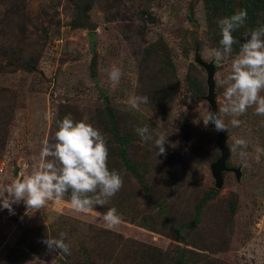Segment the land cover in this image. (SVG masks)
<instances>
[{
	"label": "rangeland",
	"instance_id": "obj_1",
	"mask_svg": "<svg viewBox=\"0 0 264 264\" xmlns=\"http://www.w3.org/2000/svg\"><path fill=\"white\" fill-rule=\"evenodd\" d=\"M7 1L12 0H0V18L9 6ZM27 1V11L31 17L30 22L26 23L25 32L39 42L37 48H41L42 53L37 71L28 76L19 71L13 73V68L7 65V59L0 53L1 94L15 104L18 96L15 97L13 89L21 92V86L28 88L27 94L17 100L7 144L0 155V186L31 174L39 163L43 141L47 138L55 142L56 114L60 102L75 103L82 111H86L102 104L105 96H108L119 111L133 112L160 134H170L164 121L141 105L136 110L129 104L130 98L137 96L135 89L140 74V55L135 50L137 41L133 31L142 25L146 34L143 43L162 35L172 48L179 75V92L169 125L173 130L172 135L177 138L181 132L179 123L185 120L202 128L207 127L203 119L211 114L209 102L203 98L204 95L196 99L188 95L185 84L189 71L197 69L192 64L197 65L199 70L196 72L200 73L201 70L204 78H207L206 70L194 61L195 40L207 61L214 59L212 50L218 44L216 37H212L213 29L207 24L202 2L86 0L84 8L89 10L92 20L98 26L95 40L98 69L97 77L93 78L90 69L93 51L88 30L72 28L70 24L75 16L74 0ZM141 9L148 10L144 15L146 20L136 16ZM0 32L4 34L6 30ZM1 45L0 38V52ZM236 56L231 53L222 61H216V77L219 75L223 78L230 74L231 63ZM113 66L119 67L123 73L115 90L108 79ZM217 100L219 107L225 102L223 87L220 94H217ZM248 109L253 114L250 111L238 117L242 121L239 127H232L231 116L224 117L225 124L232 129L229 135L231 147L237 138L248 141L244 149L248 153L246 165L239 157L240 149L236 153L232 152L235 161L248 172L241 182L237 181L234 174L222 192L226 194L233 189L242 199V208L235 215L231 227L222 235L209 236L206 233L197 238L196 246L203 248V252L212 258V264H264V152H257V148L264 149V119L254 121L255 106ZM195 172L197 175L199 173V183L203 186L215 184L209 166L199 164ZM140 200L141 208L146 210L147 205L142 202L141 196ZM13 207L15 213L10 214L0 206V264L4 263L10 247L19 239L23 230L35 226H51L61 213L85 220L91 226H104L99 219L100 214L104 213L102 209L95 208L89 214L75 213L71 209L70 198L66 196L60 201H49L44 209L34 214L25 215L23 202ZM114 231L140 242L161 244L163 249L176 246L171 232L169 237H165L141 227L127 217H121V223ZM51 255L45 256L43 264H55L53 252Z\"/></svg>",
	"mask_w": 264,
	"mask_h": 264
},
{
	"label": "trees",
	"instance_id": "obj_2",
	"mask_svg": "<svg viewBox=\"0 0 264 264\" xmlns=\"http://www.w3.org/2000/svg\"><path fill=\"white\" fill-rule=\"evenodd\" d=\"M85 1L74 0L75 16L70 24L72 28L88 30L93 51L90 69L92 77L96 78L98 52L95 40L98 26L92 20L89 10L84 8ZM195 1L203 3L207 24L213 29L212 37H216L218 41L216 49L221 50L222 36L218 21L230 17L238 10L247 11L244 26L233 33L237 41L232 50L235 56L240 53L247 34L264 26V0ZM27 2L7 1L9 6L0 18V31L6 30L4 34H0V53L7 59V65L13 68V73L19 71L26 73V76L37 71L42 53L41 48H37L39 42L25 32L26 23L30 22L31 17L27 11ZM147 13L148 10L141 9L136 16L146 20L144 15ZM133 33L137 41L135 50L140 55L136 95L149 97L147 104H141L142 108L164 121L170 134H160L133 112L119 111L108 96H105L102 104L86 111H82L75 103L60 102L56 114V129L58 131L59 123L69 114L74 121L84 120L99 129L107 139L108 167L120 172L124 183L104 207L97 208L104 212L115 208L121 217H127L141 227L165 237H169L171 232L176 246L163 249L161 244L127 238L104 226H91L85 220L61 213L51 226H35L23 230L19 239L10 247L3 264H43L46 255L52 257L51 252L55 264H212V258L203 252V248L197 247L196 242L197 238L206 233L209 236L224 234L241 210L242 199L237 192L230 189L226 194L222 193L234 173H224L225 184L221 189L214 183L209 187L199 183V173L197 175L195 172L197 166L205 164L210 167L211 161L220 155L215 131L210 123L202 128L185 120L179 123L181 132L177 138L172 135L173 130L169 125L179 92V75L172 48L162 35L143 43L146 40L143 25L136 27ZM191 46L193 48L192 42ZM192 65L197 69L189 71L185 84L187 94L196 99L207 93L208 86L201 70L200 73L196 72L199 70L197 65ZM20 90L21 92L13 89L15 97L18 96L17 100L27 94L28 88L21 86ZM220 91L222 87L216 85L218 95ZM1 93L0 91V155L7 144L9 126L14 121L17 107V100L12 104ZM250 111L253 114L250 109L247 113ZM253 112L254 121L264 119L255 110ZM143 126L149 128L152 141L145 143L137 135L135 129ZM227 127L229 130L225 133L230 135L232 129ZM160 135L167 137L166 154L158 155L154 141ZM228 144L231 147L230 142ZM228 165H239L233 154ZM247 172L245 168L243 176ZM139 194L142 202L147 205L146 210L140 206ZM65 196L70 198L71 192ZM60 233H66L65 242L70 246L71 255L60 253L58 249L49 251L43 243L48 235L59 238Z\"/></svg>",
	"mask_w": 264,
	"mask_h": 264
},
{
	"label": "clouds",
	"instance_id": "obj_3",
	"mask_svg": "<svg viewBox=\"0 0 264 264\" xmlns=\"http://www.w3.org/2000/svg\"><path fill=\"white\" fill-rule=\"evenodd\" d=\"M246 10H238L230 17L218 21L222 39L221 49H213L212 55L217 62L232 53L237 42L233 33L244 26L247 19ZM123 73L113 66L108 79L113 90L119 85ZM216 85L224 88L225 102L218 112L209 114L203 119L204 125H215L216 131H228L224 117L231 116L232 127L242 123L238 117L245 114L248 108L255 106V113L264 116V26L251 30L242 43L240 53L231 63L230 74L216 77ZM149 97L133 96L129 104L139 110L141 104H147ZM137 135L145 143L152 141L153 136L147 126L137 127ZM55 142L47 138L42 143L39 163L31 174L15 179L0 186V206L10 214L15 213L13 205L21 202L25 205V215L34 214L44 209L49 201L62 200L69 191L71 209L75 213L89 214L97 206L104 207L108 201L123 187V176L115 169H109V149L107 139L92 124L81 120L74 121L66 115L55 132ZM167 137L160 135L155 141L157 154H166ZM248 141L237 138L230 151L236 153L246 165L248 153L244 150ZM257 152L264 149L257 148ZM258 160V157H257ZM99 219L107 230H116L121 217L115 208H109L100 214ZM66 233L59 238L50 235L43 240L49 251L60 250V253L71 255L69 244L65 242Z\"/></svg>",
	"mask_w": 264,
	"mask_h": 264
},
{
	"label": "water",
	"instance_id": "obj_4",
	"mask_svg": "<svg viewBox=\"0 0 264 264\" xmlns=\"http://www.w3.org/2000/svg\"><path fill=\"white\" fill-rule=\"evenodd\" d=\"M194 61L203 67L207 72L206 83L208 86L207 93L203 96V98L209 102L211 108V114L218 112L219 103L217 100V93H216V73H217V63L216 59H212L207 61L203 58L200 53V47L195 40V58ZM213 127L216 138H217V145L220 150V155L211 161L210 163V170L212 177L215 181V186L217 188H223L225 184V172H233L236 176L238 182H241L243 178V166H229L228 161L232 156V152L230 151L229 146V139L230 136L225 133V131H216L215 125L210 123Z\"/></svg>",
	"mask_w": 264,
	"mask_h": 264
}]
</instances>
